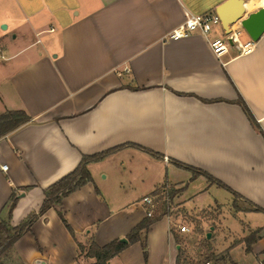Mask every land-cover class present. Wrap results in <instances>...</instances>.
<instances>
[{
	"label": "crops",
	"instance_id": "1",
	"mask_svg": "<svg viewBox=\"0 0 264 264\" xmlns=\"http://www.w3.org/2000/svg\"><path fill=\"white\" fill-rule=\"evenodd\" d=\"M222 1L0 0V113L30 116L0 137V219L17 190L10 224L18 225L82 155L125 143L160 154L126 145L89 162L92 181L39 216L1 264L94 263L77 243L125 237L145 218L141 197L164 183L178 189L174 195L188 210L233 202L229 191L173 160L264 208V136L235 102L242 97L264 133V32L244 55L230 47L217 56L199 34L167 38L185 11H215ZM243 2L244 16L264 5ZM237 200L243 213L252 212ZM247 223L263 227L247 254L264 264V223ZM140 236L146 259L140 240L107 264H177L167 218ZM240 244L245 249L242 241L228 249L232 264H239L232 252Z\"/></svg>",
	"mask_w": 264,
	"mask_h": 264
},
{
	"label": "trees",
	"instance_id": "2",
	"mask_svg": "<svg viewBox=\"0 0 264 264\" xmlns=\"http://www.w3.org/2000/svg\"><path fill=\"white\" fill-rule=\"evenodd\" d=\"M178 94H184V93H178ZM235 102L240 105L252 127L258 130L264 136V133L260 128L259 123L255 119L254 115L252 114L246 102L242 99V97L238 96ZM29 120H30V116L24 110H20V109L7 110L3 113H0V137L4 136L6 133L10 132L11 130L17 128L18 126L22 125L23 123ZM126 145L142 148L143 150L147 151L148 153L156 157L160 156V154L157 152H154L150 149H147L145 147L133 143L120 144L98 153H94L90 155H82L79 163L73 170L63 175L61 178H59L51 185H49L46 189H44V198L39 208L37 210L31 211L18 225L15 226H12L10 224V217H11L12 209L14 208L18 198V193H17L18 191L12 190L9 199L6 203L7 216L4 219H0V264L3 259L9 257L12 254V252L14 251V243L20 238V236L24 232L30 230L32 223L39 216L44 214V212L53 205H61L62 199L65 196L75 191L85 183L92 181V176L87 168V164L89 162L99 161L103 159L105 156L116 152L117 150L123 148ZM173 162L178 167L191 171L192 177L202 175L207 179L208 182L214 183L218 187L224 188L225 190L229 191L234 197L233 200L234 205L237 199H242L251 206L252 211L261 212L264 214V208L246 199L245 197L234 191L232 188H230L228 185H226L224 182L213 177L208 172L176 160H173ZM22 189L25 190L26 187ZM177 190L178 189H174L172 187L169 193L170 198L174 196ZM96 191L98 192L97 188ZM57 214L60 220L62 221L63 225L70 233V235L72 237H75L74 231L67 222V220L65 219L62 210L59 209L57 211ZM164 214L165 211L162 210V212L156 213L152 217H145L125 237L113 239L108 243H106L105 245L99 246L93 241L88 242L86 245L77 243L79 254H83L84 252L86 256L95 258V262L91 264H107V261L110 258L117 255L130 243L140 241L141 232H146L150 224L161 219ZM262 228L263 227H258L250 231L248 235H246L240 240L244 242L245 245L244 250L246 253L251 251V244L258 238V234L261 232ZM170 232L174 234L173 229H170ZM141 241H142L143 255L144 258L146 259L147 258L146 245L143 240ZM179 257L180 256L178 254L176 259L177 264H180ZM207 260L208 259H206L205 261Z\"/></svg>",
	"mask_w": 264,
	"mask_h": 264
},
{
	"label": "rangeland",
	"instance_id": "3",
	"mask_svg": "<svg viewBox=\"0 0 264 264\" xmlns=\"http://www.w3.org/2000/svg\"><path fill=\"white\" fill-rule=\"evenodd\" d=\"M251 6H255V3L252 2ZM263 6L256 4L254 8H251L258 9ZM242 36L244 38L245 34ZM180 204L177 196L174 195L166 204L168 205L167 215L162 216L169 220L170 229H173L176 243L179 245L180 264H201L206 259L211 264H232L227 258L228 249L253 230L247 222L251 226L264 223L263 213L253 211L243 213L247 208L240 200H236L235 205L229 201L200 210H188ZM162 210L160 207L157 208L152 216ZM179 225H186L188 230L180 231ZM207 233L210 234L209 237ZM232 256L239 264H259L254 256L245 253L243 244L234 248Z\"/></svg>",
	"mask_w": 264,
	"mask_h": 264
},
{
	"label": "built area",
	"instance_id": "4",
	"mask_svg": "<svg viewBox=\"0 0 264 264\" xmlns=\"http://www.w3.org/2000/svg\"><path fill=\"white\" fill-rule=\"evenodd\" d=\"M194 34L205 37L211 50L217 56L227 52L230 47H234L239 55L248 54L256 46V41L242 27L240 19L229 23L224 28L219 15L214 10L200 13L185 11L183 21L167 33V38L180 39ZM243 34H245L244 38ZM2 169L5 170L6 165H2ZM171 189V185L164 183L158 189L141 197L139 203L144 208L147 217L152 216L153 211L159 207L165 210V215H167L168 205L166 204L172 200V197L169 196ZM179 230L184 232L188 230V227L179 225ZM203 264H211V262L207 260Z\"/></svg>",
	"mask_w": 264,
	"mask_h": 264
},
{
	"label": "water",
	"instance_id": "5",
	"mask_svg": "<svg viewBox=\"0 0 264 264\" xmlns=\"http://www.w3.org/2000/svg\"><path fill=\"white\" fill-rule=\"evenodd\" d=\"M243 4V0H224L216 7L215 11L219 15L224 28L229 23L240 19V23L248 35L257 41L264 32V6L244 16ZM209 236L210 234L207 233V237Z\"/></svg>",
	"mask_w": 264,
	"mask_h": 264
},
{
	"label": "bare ground",
	"instance_id": "6",
	"mask_svg": "<svg viewBox=\"0 0 264 264\" xmlns=\"http://www.w3.org/2000/svg\"><path fill=\"white\" fill-rule=\"evenodd\" d=\"M254 1V0H253ZM260 1H262L261 3H264V0H260Z\"/></svg>",
	"mask_w": 264,
	"mask_h": 264
}]
</instances>
